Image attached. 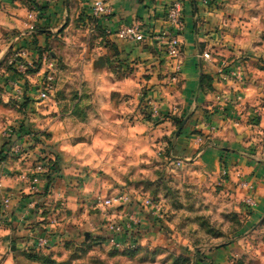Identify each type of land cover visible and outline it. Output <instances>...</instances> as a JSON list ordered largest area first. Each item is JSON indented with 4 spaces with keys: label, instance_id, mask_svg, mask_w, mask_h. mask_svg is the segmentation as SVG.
<instances>
[{
    "label": "crops",
    "instance_id": "obj_1",
    "mask_svg": "<svg viewBox=\"0 0 264 264\" xmlns=\"http://www.w3.org/2000/svg\"><path fill=\"white\" fill-rule=\"evenodd\" d=\"M172 1L0 0V197L8 198L0 211V251L10 249L3 262L12 260V245L16 250L34 251L37 236L48 239L41 251L77 238L83 226L74 224L77 219H71L68 210L61 213L52 206L67 196L66 173L80 172L82 183L87 177L84 168H93L91 174H99L103 183H120L122 172L133 163H161L160 150L172 136L171 158L183 162L188 181L207 188L205 195L218 182L219 195L234 203L238 213L243 211L244 198L254 202L242 233L217 248L193 253L194 264H229L232 253L241 257L239 264H264L263 22L248 14L245 0L208 4L181 0L180 70L176 80H171L175 59L164 49L159 34L169 26L165 10ZM97 4L107 6L109 13L93 16ZM132 23L140 24L144 40L128 41L115 35L119 24ZM11 51H19V60L36 70L24 74L7 70ZM202 52H208L209 58ZM97 56L106 60L101 70L92 67ZM49 66L56 67V89L43 104L36 100V87ZM72 85L75 96L68 92ZM19 91L21 98L16 97ZM146 99L158 108V123H128L129 114ZM20 101L24 102L21 111L14 107ZM90 113L92 130L85 131ZM185 118L176 135L180 126L176 120ZM12 128L16 132L8 138ZM26 130L38 134L34 137ZM73 133L94 137L89 142L73 140ZM6 140L11 143L3 145ZM51 146L65 155L60 164L64 177L53 173L54 189L46 193L44 175L35 185L26 176L40 151ZM43 154L54 158L48 151ZM222 162L228 168L225 180L221 179ZM158 208L149 209L155 218ZM129 217L122 232L116 223L110 225L112 230H98L96 234L103 238L97 242L106 244L115 237L152 244L164 237L150 230L148 225L157 221L149 215ZM132 217L140 222L135 228ZM172 231L175 237L177 231Z\"/></svg>",
    "mask_w": 264,
    "mask_h": 264
},
{
    "label": "rangeland",
    "instance_id": "obj_2",
    "mask_svg": "<svg viewBox=\"0 0 264 264\" xmlns=\"http://www.w3.org/2000/svg\"><path fill=\"white\" fill-rule=\"evenodd\" d=\"M209 1L213 2L214 0ZM245 3H247L245 8L248 14L259 16L264 26V0H245ZM68 92L74 96L77 94L73 85ZM21 102L14 104L15 109L21 111L23 107ZM135 111L127 117L128 123L138 121L133 118ZM91 116V113L89 117L87 115L85 122L89 123V127H85V131L92 130ZM159 117L157 119L146 117L145 120L138 122L155 125L158 123ZM20 122L24 126L23 121ZM72 129H74V125ZM12 132L15 133L16 129H13ZM45 136L48 137V135ZM93 137L86 133L70 135V139H83L85 142L91 141ZM169 139L164 141V147L160 150L163 154L161 163L153 161L154 164L151 166H138L133 163L126 171L122 172L124 178L120 183H103L98 179L99 174L93 177L91 174L93 168H90L91 170L84 168L83 171L88 178L84 177L82 183L79 180L80 172L77 174L72 170L73 173H66L67 181L64 183V189L67 190V198L52 203V206L56 205V209L61 213H66L68 210L69 217L77 219L74 224L83 226L78 230L77 238L66 240L57 248L47 251L34 252L23 248L14 249L12 260L7 263L3 260L6 257L5 254H9L10 249H3L0 251V264H194L193 253L199 255L206 249L217 248L223 241L235 239L236 235L242 233L241 226L251 204L247 203L244 198L241 201L243 211L241 214L238 213L235 211L234 203L226 202L228 200L219 195L221 185L218 182L213 188H209L211 189L209 196L205 195L204 192L207 191L205 190L207 188L204 189L199 182L188 181L187 170L183 162L171 158L168 151ZM49 148L44 152L40 151L41 155H38L36 159L40 160L42 156L46 157L43 153L47 151L52 155L57 153L59 164L54 176L58 173L59 177H64L60 173V164L65 155L62 151L54 149L53 146ZM66 158H68L67 160L71 159L70 156H66ZM54 176L48 182L46 193H52L54 189ZM107 196L117 197V200L111 206L100 205L98 198ZM145 199L150 200V205H142ZM68 203H74L76 207L67 209L68 205L65 204ZM152 207H159L156 218L153 213L149 212ZM140 213L154 218L157 223L148 225V227L150 230L154 229V232L156 229L164 237L161 236L152 244H142L138 240L130 243L119 241V246L110 241L106 244L97 242L98 239L103 238L96 234L98 230L100 232H102V228L112 230L110 225L116 223L115 225L122 232L125 228L123 223L127 218H131L130 214L139 216ZM109 214H113V216L106 217ZM58 216L59 213L55 217L58 218ZM132 222L134 228L140 224L139 219H134V217H132ZM171 226L177 231L175 237L172 236ZM85 233L88 234L87 238ZM261 251L264 253L262 248ZM240 258L232 253L229 264H239Z\"/></svg>",
    "mask_w": 264,
    "mask_h": 264
},
{
    "label": "built area",
    "instance_id": "obj_3",
    "mask_svg": "<svg viewBox=\"0 0 264 264\" xmlns=\"http://www.w3.org/2000/svg\"><path fill=\"white\" fill-rule=\"evenodd\" d=\"M203 4L210 3L209 0H201ZM182 11H183V3L181 0H173L165 10V20L168 23V28L164 30L161 34H159L160 41L163 42L164 49L168 54L175 59V63L172 65V73L170 75L171 80H176L177 73L180 70V41L178 39L179 32L182 29ZM109 13V8L104 4H97L92 8L93 16L97 17L99 15H105ZM33 30L34 28L31 27ZM115 35L123 40H134V41H142L145 38V33L141 29L139 23L132 24H119L115 31ZM204 58H209L210 54L208 52H202L201 54ZM21 53L19 51H12L11 53V62H14L16 71L19 70L22 74L26 72V70L31 67L29 64H25L23 61H20ZM17 71L18 74L20 72ZM57 82V74L56 67L49 66L42 74L41 78L38 81V85L36 87V100L40 103H47L51 100ZM17 98L22 97V93L19 91L16 93ZM159 115L158 108L152 104L148 99L143 100V102L139 103L134 115V120H145L146 117H150V119H156ZM12 130L7 132V137L10 138L12 136ZM15 151L18 153L20 150L15 147ZM48 160L46 157H42L40 160H37L30 171V174L26 176L27 180L30 181L33 185L37 184L42 175H44L48 171ZM222 179L225 180L228 175V168H222ZM242 186H246L245 183H242ZM1 187V184H0ZM117 197L107 196V197H99L98 203L102 206H111ZM247 203H250L251 206H254V202L251 198H246ZM8 202V198L0 197V211L2 207ZM150 200H143V205H150ZM109 241L119 246L120 242L115 237H110ZM48 243V239L46 237L37 236L34 238L33 242V250L34 252H39L43 248L46 247Z\"/></svg>",
    "mask_w": 264,
    "mask_h": 264
},
{
    "label": "trees",
    "instance_id": "obj_4",
    "mask_svg": "<svg viewBox=\"0 0 264 264\" xmlns=\"http://www.w3.org/2000/svg\"><path fill=\"white\" fill-rule=\"evenodd\" d=\"M40 9V8H39ZM12 52V51H11ZM17 60V59H16ZM15 60V61H16ZM15 61H12V62H10L9 64H7L6 65V69L7 70H11V71H16V69L13 67V64H14V62ZM36 70V68L35 67H33V68H28L27 70H26V72L28 73V72H34ZM16 73H17V71H16ZM25 99H28L27 97H24ZM22 103V105H24V102H21ZM177 122V126H179L180 125V123H181V119H178V120H176ZM22 128V126H20V129ZM18 131H20V130H18ZM26 133H28V134H32L34 137L38 134V133H36V132H33V131H29V130H26ZM11 143V141L10 140H6L4 143H3V145H5V144H10ZM54 155V158H52V159H49L48 160V171L44 174V176H45V179H46V181H47V184H48V182H49V180H50V178H52V175H53V173L57 170V166H58V164H59V157L57 156V153L56 154H53ZM221 166H222V168L223 169H227V166L225 165V163L224 162H222V164H221Z\"/></svg>",
    "mask_w": 264,
    "mask_h": 264
},
{
    "label": "water",
    "instance_id": "obj_5",
    "mask_svg": "<svg viewBox=\"0 0 264 264\" xmlns=\"http://www.w3.org/2000/svg\"><path fill=\"white\" fill-rule=\"evenodd\" d=\"M106 60L104 56H97L93 62H92V67L94 70H101L104 66H105ZM186 121V118L183 120V122L180 124L179 128L176 131V135L179 133V131L181 130L184 122ZM86 238L88 237V234L85 233ZM11 249L14 250L15 246L12 245Z\"/></svg>",
    "mask_w": 264,
    "mask_h": 264
}]
</instances>
